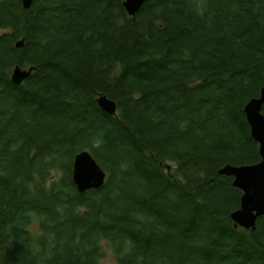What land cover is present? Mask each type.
I'll list each match as a JSON object with an SVG mask.
<instances>
[{"label": "trees", "instance_id": "1", "mask_svg": "<svg viewBox=\"0 0 264 264\" xmlns=\"http://www.w3.org/2000/svg\"><path fill=\"white\" fill-rule=\"evenodd\" d=\"M124 2L0 0V264H100L101 239L115 264H264V216L235 228L219 174L261 161L264 0ZM84 150L107 182L80 194Z\"/></svg>", "mask_w": 264, "mask_h": 264}, {"label": "water", "instance_id": "2", "mask_svg": "<svg viewBox=\"0 0 264 264\" xmlns=\"http://www.w3.org/2000/svg\"><path fill=\"white\" fill-rule=\"evenodd\" d=\"M23 8L29 10L34 0H21ZM148 0H125L127 13L136 18L138 12ZM24 40L16 43L17 48L24 46ZM35 67L22 68L16 66L11 75L13 84L22 85L35 71ZM99 107L111 116L117 114L115 101L106 96L98 98ZM264 87L261 96L253 98L245 106L247 121L251 128L253 139L259 144L261 161L250 165H226L219 174L233 178V186L243 192L240 208L231 214L235 228L255 231L257 221L264 216ZM72 179L80 194L91 190L102 189L107 182V172L88 150L75 156L72 169Z\"/></svg>", "mask_w": 264, "mask_h": 264}, {"label": "clouds", "instance_id": "3", "mask_svg": "<svg viewBox=\"0 0 264 264\" xmlns=\"http://www.w3.org/2000/svg\"><path fill=\"white\" fill-rule=\"evenodd\" d=\"M99 244L101 245V247H104L107 251H109L108 260H101L100 264H110V262H111V252H110V249L108 248V241L104 240V239H101L99 241ZM125 251H127V249H125Z\"/></svg>", "mask_w": 264, "mask_h": 264}, {"label": "rangeland", "instance_id": "4", "mask_svg": "<svg viewBox=\"0 0 264 264\" xmlns=\"http://www.w3.org/2000/svg\"><path fill=\"white\" fill-rule=\"evenodd\" d=\"M169 171H170V170H169ZM110 264H115V263H113V262L111 261Z\"/></svg>", "mask_w": 264, "mask_h": 264}]
</instances>
